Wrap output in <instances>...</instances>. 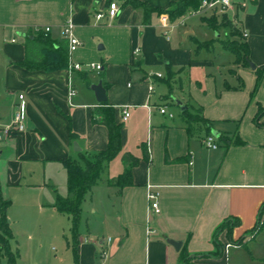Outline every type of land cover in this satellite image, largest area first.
<instances>
[{
    "label": "crops",
    "instance_id": "1",
    "mask_svg": "<svg viewBox=\"0 0 264 264\" xmlns=\"http://www.w3.org/2000/svg\"><path fill=\"white\" fill-rule=\"evenodd\" d=\"M117 1L119 16L99 22L95 15L106 10L107 0H0V129L11 124L19 95L26 104V130L0 143V183L11 203L13 234L11 254L0 253V264H182L184 254L192 264H264V127L255 124L264 108V79L251 97L256 71L264 70V0H235L230 16L247 35L243 40L256 70L237 64L231 53L230 77L204 96L199 81L195 84L189 72L190 80L184 83L183 77L187 68L192 74L195 68L214 67L203 54L211 56L219 44L197 52L201 40L191 28L172 35L183 17L169 19L174 28L166 35L162 18L168 15L153 13L145 24L143 8ZM137 1L166 10L182 0ZM69 20L82 43L69 60L102 65V70L25 68L26 43L36 29L50 27V38L68 48L63 26ZM188 40L191 47H184ZM99 83L106 103L92 91ZM70 85L76 90L72 98ZM176 100L191 112L201 111L220 135L237 132L245 145L226 149L218 141V150L207 149L209 131L189 124L181 108L174 110ZM102 104L114 108L122 125V150L86 196L74 253L71 219L55 206L59 196L71 197L63 161H77L80 154L94 159L107 150L108 129L93 125ZM163 107L173 118L160 113ZM124 108L130 113L126 122ZM126 154L138 164L124 185H111L129 168ZM148 186L159 194V214L149 212ZM225 223L228 228L218 234L223 255L217 257L215 233ZM54 241L64 242L59 255L46 246ZM169 241L181 242V249Z\"/></svg>",
    "mask_w": 264,
    "mask_h": 264
},
{
    "label": "trees",
    "instance_id": "2",
    "mask_svg": "<svg viewBox=\"0 0 264 264\" xmlns=\"http://www.w3.org/2000/svg\"><path fill=\"white\" fill-rule=\"evenodd\" d=\"M100 1V0H97ZM113 0H107L110 4ZM123 6L141 7L145 12V24L150 23V17L153 13L157 15H168L171 22H176L180 18L190 11H196L200 7L202 0H182L179 3L171 5L166 10L154 9L145 3L137 0H122ZM203 23L208 29L213 30L219 36H221V30H224L225 39L217 40L214 42H197V52L202 50H210L214 47L215 43H220L221 46L228 52L232 53L236 57L237 64H243L249 66L250 64V49L246 42L243 40L242 31L238 26L234 25V20L230 19L228 15L224 16L223 21L219 22L216 15H213L210 19L203 18ZM22 65L27 69L44 70V71H57L65 70L69 66L68 48L65 45L56 44L49 34H45L42 29L36 31V35L32 39H28L26 43V59ZM170 75V74H169ZM257 81L252 93V98L255 97L262 80L264 79V70H257ZM171 76V75H170ZM229 88V87H228ZM200 119L199 124L205 126L211 135L213 129L211 122L206 120L201 111L197 112ZM189 124L198 123L195 120L194 113L190 110L183 112ZM97 116L102 119L98 121ZM264 117V108L260 107L257 117L255 118V124L262 128L264 122H261ZM103 125L109 131V144L105 151H102L91 159L84 154L79 155V159L76 160H64V166L68 175V190L71 194L69 198L58 197L56 201V208L60 213L66 214L70 217L72 222V239H73V251L76 253V245L78 243L79 233L78 228L81 220L82 205L86 199V196L92 189L101 181L103 172L108 165L115 160L122 150L121 130L122 125L117 124L115 121V110L106 104L99 105L95 110L93 117V125ZM74 137V135H73ZM223 144L224 147L230 146H244L245 142L237 135V132L232 136L225 137L220 135L217 142ZM123 161L129 165L124 173L116 178L111 179L109 183L111 185L122 186L126 180L131 176V168L138 164V159L132 157L129 154L124 155ZM11 203L4 199L2 187L0 183V253L5 256H9L10 242L13 238L11 226L8 219V209ZM230 223L221 225L215 233V242L217 250L214 253L217 257H222L223 249L222 245L218 241V234L227 229ZM192 258L184 254L182 258V264H192ZM11 264H15V261H10Z\"/></svg>",
    "mask_w": 264,
    "mask_h": 264
},
{
    "label": "built area",
    "instance_id": "3",
    "mask_svg": "<svg viewBox=\"0 0 264 264\" xmlns=\"http://www.w3.org/2000/svg\"><path fill=\"white\" fill-rule=\"evenodd\" d=\"M235 4V0H202L200 7L198 10L193 11L192 15H200L205 16V14L210 13L212 15H216L218 12H226L231 9ZM121 12V6L118 2H111L108 4L106 10L104 12H99L95 15L97 21H102L107 19L108 21H112L116 19ZM162 27L166 29V35L170 30L174 28V26L170 23L169 18L164 16L162 18ZM74 24L72 20H69L63 26V38L68 43V54L69 57L72 53H74L78 48L82 46L81 41L76 37L74 33ZM39 29H36V31ZM42 31L45 34H49L51 32L50 27L43 28ZM244 38H247V35H243ZM139 51H135L134 55H138ZM102 65H82V64H74L69 60V72L72 73L74 71H87V72H100L102 70ZM158 78H162V75L158 74ZM152 84L150 85V91H153ZM76 95V90L70 85L69 98H72ZM13 120L11 124L5 128L0 129V143L3 142L11 133H23L26 130V104L24 95L18 96V103H16L13 107ZM160 113L165 115L167 114L169 117L173 118V115L168 113L167 108L163 107L160 109ZM130 117V113L128 108H124L123 110V121L126 122ZM204 146L209 150H218L219 146L217 144V139L213 135H209L205 141ZM149 212L159 214L160 206H159V194L153 191L152 186H148V195H147ZM149 233H152L149 230ZM231 246L226 247V252Z\"/></svg>",
    "mask_w": 264,
    "mask_h": 264
},
{
    "label": "rangeland",
    "instance_id": "4",
    "mask_svg": "<svg viewBox=\"0 0 264 264\" xmlns=\"http://www.w3.org/2000/svg\"><path fill=\"white\" fill-rule=\"evenodd\" d=\"M118 2L117 0H113L112 2ZM235 9V6H233L231 9L227 10L226 12H218L216 14V17L218 19L219 22L223 21L224 16L228 15V17L230 19H232L230 16L233 15V11ZM193 11H190L188 13H186L182 19H180L179 21H177V29L174 31V34L172 35H177V32H183L187 29H192L195 34L196 37H198L201 42L202 41H207V40H211V39H215L217 37V33L214 32L213 30H210L207 28V26L204 25L203 21H202V17H205L207 19H210L213 15L210 13L205 14V16H200V15H192ZM191 14V15H190ZM185 20V24H183L182 22ZM235 25V22H234ZM221 39H225L224 36V30H221ZM220 37L217 38V40L220 39ZM178 41H181L182 43V39L179 36L178 37ZM219 45L216 46V51L215 53L211 54V56L206 53L203 54V59L207 58V60L212 59L214 61V67H199V68H195L192 71V74L189 70V68H187V70L185 71L186 73V79L183 77V82L186 83L188 79V75L190 73L192 80L195 81H199L201 83V85L203 86V90L201 91V93L203 94V96L205 95L204 92L205 90L207 91V93L210 95L211 93H214L215 91V87L217 86L218 88L221 87V85L224 82V79H228L230 77V73L229 70L230 68H232L233 62L235 61V57L229 53V52H224L223 50H221L220 47V43H217ZM184 47H191L192 43L191 41H187L186 43H183ZM216 58V60H215ZM90 65V64H88ZM189 72V73H188ZM94 75V73H93ZM189 75V78H190ZM96 76V75H94ZM196 84V82H195ZM195 86V85H194ZM197 90L200 91V86L197 85L196 86ZM172 108L174 110H177L178 108L180 109L181 107L178 106L175 103L173 104ZM193 112V111H192ZM194 113V117L195 120H197V124H199L198 119H200L199 115L197 112H193ZM262 122H264V117L262 118ZM204 131V130H203ZM205 132V131H204ZM203 132V134H205ZM202 134V135H203ZM65 187H66V183H67V179L65 178L63 180ZM65 192V191H64ZM12 247L14 249V244L12 243ZM48 251L52 254V255H59L62 252L63 246H64V242L63 241H54L48 245ZM16 250V248L14 249ZM12 253L16 255V252H14L12 250ZM17 258V257H16Z\"/></svg>",
    "mask_w": 264,
    "mask_h": 264
},
{
    "label": "water",
    "instance_id": "5",
    "mask_svg": "<svg viewBox=\"0 0 264 264\" xmlns=\"http://www.w3.org/2000/svg\"><path fill=\"white\" fill-rule=\"evenodd\" d=\"M249 65H250L252 70H256L255 65H253L252 63H250ZM92 91L95 93L96 99H97V101L99 103H106L107 102L106 90L104 89L102 83H99L98 85L92 86ZM176 104L181 107V110L183 112H185L187 110V108L183 107L182 103L179 102L178 100H176ZM211 135H213L216 139H218L220 137V133L216 132L214 129L211 130ZM74 147H75L76 151L80 152V149H79L77 143L74 144ZM169 243L173 247H175V249L177 251H179L181 249V247H182V243L181 242L177 243L175 241H169Z\"/></svg>",
    "mask_w": 264,
    "mask_h": 264
}]
</instances>
